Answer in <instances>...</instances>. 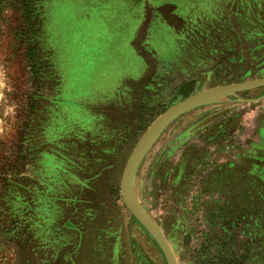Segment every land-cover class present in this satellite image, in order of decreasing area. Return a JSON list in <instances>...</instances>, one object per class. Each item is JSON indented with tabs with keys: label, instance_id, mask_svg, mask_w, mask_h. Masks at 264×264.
Here are the masks:
<instances>
[{
	"label": "rangeland",
	"instance_id": "obj_1",
	"mask_svg": "<svg viewBox=\"0 0 264 264\" xmlns=\"http://www.w3.org/2000/svg\"><path fill=\"white\" fill-rule=\"evenodd\" d=\"M259 78L264 0H0V264H167L125 164L171 106ZM263 95L180 115L139 158L179 264H264Z\"/></svg>",
	"mask_w": 264,
	"mask_h": 264
},
{
	"label": "water",
	"instance_id": "obj_2",
	"mask_svg": "<svg viewBox=\"0 0 264 264\" xmlns=\"http://www.w3.org/2000/svg\"><path fill=\"white\" fill-rule=\"evenodd\" d=\"M259 88H264V78L227 85H219L192 95L184 99L183 101L171 106L163 114L158 116L146 129V131L143 133L134 149L132 150L122 174L120 196L128 211L148 232V234L157 244L165 257L167 264H179L177 257L175 256L160 226L148 215V213L142 207L132 191L134 172L139 158L150 145L153 138L180 115L194 110L217 97L235 96L239 93L252 91ZM262 100H264V95L256 98L253 101L259 102Z\"/></svg>",
	"mask_w": 264,
	"mask_h": 264
},
{
	"label": "trees",
	"instance_id": "obj_3",
	"mask_svg": "<svg viewBox=\"0 0 264 264\" xmlns=\"http://www.w3.org/2000/svg\"><path fill=\"white\" fill-rule=\"evenodd\" d=\"M53 226H54V224L51 225V223H48V222H45V223H44V222H43V227H44V228L41 227V228H42V231H43L42 233H43V234H47V232H48V234H51V233H50V228H49V227H53Z\"/></svg>",
	"mask_w": 264,
	"mask_h": 264
},
{
	"label": "flooded vegetation",
	"instance_id": "obj_4",
	"mask_svg": "<svg viewBox=\"0 0 264 264\" xmlns=\"http://www.w3.org/2000/svg\"><path fill=\"white\" fill-rule=\"evenodd\" d=\"M239 59V58H238ZM259 98V97H258Z\"/></svg>",
	"mask_w": 264,
	"mask_h": 264
}]
</instances>
